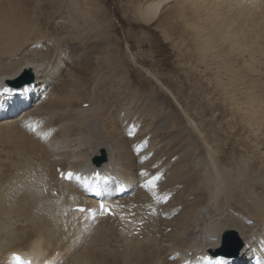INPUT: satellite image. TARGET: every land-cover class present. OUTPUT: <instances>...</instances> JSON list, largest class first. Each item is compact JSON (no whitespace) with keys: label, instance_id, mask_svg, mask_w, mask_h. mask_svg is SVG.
<instances>
[{"label":"bare ground","instance_id":"bare-ground-1","mask_svg":"<svg viewBox=\"0 0 264 264\" xmlns=\"http://www.w3.org/2000/svg\"><path fill=\"white\" fill-rule=\"evenodd\" d=\"M39 1L40 2H36V0H14L11 2H16L15 8L12 10L14 17L0 18V82L16 76L23 68H30L34 73V79L30 84L22 86L21 91L26 95H33V93H35L33 97L36 98V96H38L39 100V103H36L38 100L35 103L31 100L30 107L19 114L18 118L11 117L6 121L0 122V130L6 132V137L9 139L8 141L11 146L20 148L23 152L28 151L33 154V157L24 158L21 169L17 168L18 165L16 167L19 169L17 172V169H13L16 174H13L12 178L11 176L7 178L8 175L6 172L3 173L2 171L0 174V264H21V262H23V264H108L109 261L107 263V259H105L106 256H103V252L97 250L94 237L102 233H107L108 235L111 229L109 227L105 228L104 226L97 225V221L100 219V221L113 222L116 227L119 221L115 223L113 221L115 219L114 216L122 219L125 214H130L132 209H142L143 206L147 205H149L150 208L143 212V219L147 222L141 226L135 227L134 230L137 234L131 235L128 241L130 245L141 247L140 254H153L156 257L154 259H156L155 262L157 264H207V261L215 260L210 257L208 250L213 249L220 241V234L229 229L237 233L238 237L243 241L244 246L241 249L237 262L231 263L227 259H218L216 260L217 264H261L262 261L260 262V260H264V238H257L254 237V235L264 229V196L261 198V201L257 199L256 201H250L251 204L247 205L244 195L250 194V189H247L246 182L239 183L238 179L236 181L233 180L229 186V193L226 191V194L228 193V199L233 198L236 200V203H239L236 204L235 207L241 214V218L245 224L241 221V218H238V222L233 218H229L230 213L227 208L221 209V211L218 210V207L215 209L212 208L211 210L213 212H210L211 216H209V223H213V225L206 228V234L203 235V238L201 237V224L204 223L207 213L201 215L202 223L200 224L197 222L194 223L195 212L201 205L205 203L208 205L210 199L223 202L226 200V197L221 198V196L219 197L217 194L214 196L208 194L207 191H205V194L200 191L193 195L192 198L189 199L191 202H189V200L185 199L187 193L183 188L181 190L175 189V194H173V184H184V175L189 171H184L179 165L173 167V169H168L167 167L164 171L160 172L158 174L160 180H157L155 184L154 182H149V190H145L144 184H139V182L131 185L132 181L130 179H128L126 183L125 180L117 179L115 185L116 190L112 193H105L107 187H112L113 179L111 178L113 177L111 174L114 170L119 171L124 167L123 174L126 177L130 176L135 179L138 178V181H146L143 177L153 174L161 166L156 167L152 164L149 165V163L145 162L142 155L139 154L140 148L142 147L136 145L138 143V138L135 135V131L139 127L134 126V123L137 122L133 121V125L130 127L131 130L125 127V130L121 133L118 128L120 122H123V120H119L121 110L117 115H112L113 111L111 113L109 110L110 106L114 104V101L108 99L101 101V98L98 97V101L100 102L96 103L97 101H94L92 98L86 99L88 94L85 87L87 85V80L84 79H86V77L89 78L94 72V69H91L93 66L90 60L76 64L75 60L77 56L75 50L69 49L66 58L64 60L62 58L63 61H61L59 53H56V49L53 48L55 46L51 47L52 45H47L48 42L44 45L42 41L38 40L33 43L35 46L29 49V40L35 37H33V35L38 32L36 30L37 28L47 29V33L55 31L56 29L51 22L44 23V21L39 20L38 14L43 15L44 10L49 9L47 6L50 3L49 0ZM93 1H78L81 7L85 6L86 8L85 13L88 20L84 22L90 27L94 23H97L96 18L99 20L102 16V10L94 9ZM168 1L170 0H143L141 3H138L134 9V17L142 24H152L157 21V27L159 29L164 26L167 30L164 34L166 39L170 38L172 29H178L179 33L187 32L192 36V39L195 40L196 46L200 52L209 53L213 51L212 35L217 36L218 33L220 34V32H223L224 37L221 42L227 41V43H224L229 45L227 46L229 49H233L240 53L239 51L242 50L243 52L245 44H247L246 47L249 46V52H251L250 49L254 52H259L264 58V0H243L236 5L231 3L228 4V0H174V19L171 18L169 21L168 19L172 16V12H169V16H165V18H162V16L159 18L163 5ZM230 1L234 0H229V2ZM224 3L232 10L233 15L218 19L216 13ZM20 5H26L29 8V13H25L27 15H22L23 13L17 11ZM174 11L176 12L174 13ZM30 12L33 13V15H30ZM201 15L205 16L204 22L202 21V23L206 24L205 28H211V33L203 34L201 33L203 29L194 25V21L201 19ZM238 17L242 18L244 23H247L246 28L248 27V36L247 32L240 35L238 34L240 32L235 33L231 29V31L226 34V27H232L230 25L233 23V19ZM223 26H225V28H223ZM34 30H36V32L33 33ZM190 35L188 36L190 37ZM254 35L257 36L259 40L245 42V36L249 38ZM180 38L179 40H181ZM58 39L61 38L55 35V42ZM218 40L219 38L217 41ZM78 46L81 45L78 44ZM27 51H31V53H27ZM84 51H86V49ZM183 54L181 55L184 56ZM202 58L203 57H201V60ZM228 59L230 60L229 57ZM58 60H60V63ZM238 60L237 58V61ZM44 61L50 63V69L55 68L56 71L54 72L49 69V71L46 72V68L41 69V67H45V63L43 64ZM243 68H241V71L246 76L248 71H245L247 69ZM231 70L233 69L231 68ZM55 74L59 77H55L57 79L56 82L51 81ZM249 75H252V73ZM234 83L237 84V82ZM44 85L47 89L49 88L52 91V96L46 100L44 99L45 97L40 99L44 93ZM245 88L250 87L246 85ZM239 92L241 93V91ZM252 92L253 91L242 92V94H244V105L249 107V109L246 110L243 108L245 110L243 116H246L245 119H247L246 121L249 125L257 124L264 120V117L262 118L263 120L258 117V115L264 114V106L259 104L263 95H258L259 91L256 92L257 94ZM85 102H89V106L91 105L90 103H92L94 108L98 105L100 109L95 111L90 109L89 111L92 112L88 113L89 116L87 114L88 117L83 116L80 120V115L76 112H87L82 108V104ZM262 103H264V101H262ZM29 112H34L40 116L41 119L39 117L28 116ZM86 117L87 119L91 117V120H87ZM113 117L116 118V121ZM98 119L107 123V133L103 134L99 139L83 141L81 139V132L85 124L92 122L96 125ZM127 119L128 121L126 123L128 124L132 118L129 117ZM210 121L211 120L206 122L211 123ZM33 126H36L34 131L32 130ZM206 131L203 129V140L208 143V138H204V136L207 135ZM38 132L41 134V138L36 135ZM130 132H133V136L129 137L132 138L133 141L125 137L127 133V137L131 135ZM55 135L66 138L65 145H62L63 147L65 146L66 150L60 151L55 149ZM2 140L4 139H1V141ZM249 148L252 149V147ZM15 150H13V156L16 152ZM103 154L105 155V160L101 164L96 165L92 159L95 156ZM185 155L187 154L185 153ZM19 158L22 159L21 157ZM16 159H18V156ZM14 166H16V164ZM57 166L62 167L63 171L67 169L72 170V173H74V180L78 183H81L80 177H77L78 173H85V176H87V183L84 188L89 193L100 194L105 204L112 210L113 216L106 215L91 221L85 213L75 211L73 209L74 205L84 204L88 207L92 205L93 200L89 198L91 197L90 195H88L89 197H84V191L74 182L59 177L56 172ZM192 169L196 170V167ZM258 170L259 168H257V171ZM11 174L9 173V175ZM198 177L199 174L195 173L191 179L190 185L195 183L196 180L199 179ZM250 180H252L250 185L253 184L256 187L255 183H253L254 179L251 178ZM231 184L242 188L233 189ZM162 193H170L174 196L171 200L166 199L164 202L158 203ZM206 195H209L208 199H206ZM152 196H155L154 203H152ZM196 198L199 200V203L193 204L192 201ZM129 199L132 200L133 205L131 207L126 203ZM48 200L51 201V203ZM52 205H54L56 209ZM167 206H179L180 208L173 214H167L163 219L160 215L161 213H165L164 209ZM160 208L161 213L159 212ZM155 211H157L159 216L155 217ZM218 211H220V213ZM7 213L11 215L8 214L9 217H3ZM245 214L248 219L253 221L252 224L246 223L247 220L243 218ZM254 216L258 218L255 219ZM10 217H16L17 220L22 218L26 220V223L16 226L13 225L14 227H11L9 223ZM163 226H165L167 230H163ZM115 229L116 228H114V230ZM88 236L93 242L85 240ZM11 237L15 239V242H13ZM147 248L150 249L149 253L146 250ZM176 250L177 252L174 254L173 252ZM13 252H16L18 256H20L19 263L14 262ZM181 252L190 253L191 256L182 258ZM67 257V261L62 260H65ZM124 258L125 256L122 257V259ZM154 259H151V264L154 263ZM28 260H30V263Z\"/></svg>","mask_w":264,"mask_h":264},{"label":"rangeland","instance_id":"rangeland-1","mask_svg":"<svg viewBox=\"0 0 264 264\" xmlns=\"http://www.w3.org/2000/svg\"><path fill=\"white\" fill-rule=\"evenodd\" d=\"M12 1L0 0V18L14 17L12 10L15 8L16 2L11 3ZM49 1L50 6H47L49 9L44 10L43 15L38 14V17L44 23L51 22L56 29L54 28L55 31H50V33H47L48 31L45 28H37L38 32L34 30L33 33L36 32L37 35L34 33L33 37H35L29 40V49L33 48L35 46L33 43L38 40L42 41L44 45L48 42L47 45H52L51 47L55 46L53 48L56 49V53H59L61 61L66 58L69 49L75 50L77 56L75 60L76 64L86 60L91 61L93 66L91 69H94V72L89 78L86 77L84 79L87 80L85 87L88 94L86 99L92 98L94 101H97L96 103L100 102L98 101V97L101 98V101L107 99L114 101L109 110L111 113L113 111L112 115L119 114L118 112L121 110L119 120H123V122H120V126H118L121 133H123L125 127L131 130L130 127L133 125V121L138 123H134V126L139 127L135 131V135L138 138L136 145L142 147L139 154L142 155L146 163L151 165L155 160L156 164L154 166L156 167L167 163L168 169H173V167L179 165L184 171L189 170L184 175V184H180L179 181V185L173 184V194H175V189L181 190L183 188L187 193L185 195V199L187 200L200 191L204 194L207 191L208 194L214 196L217 194L221 198L226 197V200L223 202L210 199L208 205L207 203L201 205L197 210L198 212H195L194 223L200 224L202 223L201 215L207 213L204 223L201 224L202 238L206 234V228L213 225V223H209L210 212H213L212 208L218 207L220 211L227 208L230 213L229 218H233L237 222L241 218V214L235 207L239 203H236V200L233 198H227L229 186L233 180L236 181L238 179L239 183H247H245L247 189H250V194L244 195L247 205L257 199L261 201V198L264 196V114L258 115L261 119L263 118V121L249 125L246 121L247 119H245L246 116H243V113L249 107L244 105V94H242L244 91H253L252 93L259 91L258 95H263L259 104L264 106V103H262L264 101V74H262L264 73V58L259 52H254L251 49V52H249V46L246 47L247 44H245L243 52L242 50L239 51L242 54L229 49L227 47L229 45L224 43H227V41L221 42L224 37L223 32L218 33L217 36L212 35L213 51L209 53L200 52L192 36L187 32L179 33L176 28L171 30L170 38L166 39L164 34L167 30L164 26L159 29L157 21L152 24H142L134 17V9L143 0H92L94 9L102 10V16L101 18L98 17L99 20L96 18L97 23L93 21L94 24L91 27L84 22L88 20L85 13L86 8L78 4L79 0ZM242 1L234 0L229 2L228 0L227 3L236 5ZM36 2L40 1L36 0ZM173 6L174 0L166 2L160 11L159 18L161 16L165 18V16H169V12H172V16L168 21L171 20L174 17ZM227 8L226 3L221 5L219 13H216L218 19L233 15L232 10ZM222 9L225 14L222 12ZM17 11L23 13L22 15H27L25 13H29V8L26 5H20ZM31 14L33 15L30 12ZM203 16L201 15V19L197 20L198 22L194 21V25L202 28L203 32L201 33L203 34L211 33V28H205L206 24L202 23L205 19V16ZM233 20V23L230 25L232 27H226V34L233 30L235 33L240 32L238 33L240 35L247 32L248 36L247 23H244L240 17ZM55 35L61 39L55 42ZM247 36L244 37L246 39L245 42L259 40L255 35L249 37L251 39ZM218 38L219 40L217 41ZM217 42L218 44L221 43L218 45ZM78 44L81 46H78ZM85 49L86 51H84ZM27 53H31V51H27ZM201 57L205 59L202 58L201 60ZM228 57L230 60L232 58V60L230 61ZM237 58L239 59L238 61ZM60 60H58L59 63ZM43 64L45 67H41V69L46 68V72H48L51 68L50 63L44 61ZM230 66L233 70H231ZM241 68L247 69L245 70L248 71L246 76L241 71ZM50 70L56 71L55 68ZM248 73H252V75ZM55 77L59 78L55 74L51 81L56 82L57 79ZM234 82H237V84ZM246 85H249L250 88H245ZM45 95L43 96L42 94L40 99L45 97L44 99L46 100L52 96V91L47 90ZM36 103H39V100ZM88 103L82 104V108L87 112H76L80 115V120L83 116H87L89 112H92L89 111L90 109L93 111L100 109V106L97 105L94 108L92 103H90V106ZM32 113L29 112L28 115L38 116L34 112ZM129 117L132 120L127 124V118ZM113 118L116 121V118ZM87 120H91V117ZM99 120H97L98 123L96 125L92 122L85 124L81 132V139L83 141L99 139V137L101 138L103 134L107 133V123ZM209 120H211V123L206 122ZM3 121L6 120H0V122ZM203 129L207 130V135L204 138H208V143L203 140ZM5 133L4 130H0V174L3 171V173L6 172L8 175H6L7 178H10V176L12 178L13 174H16L14 171L17 168H22L24 158L33 157V154L28 151L23 152L20 148L11 146ZM130 133L131 135L127 137V133L125 137L133 141L132 138H129L133 136V132ZM55 137V149L60 151L66 150L65 146H62L65 145L66 138L58 135H55ZM1 139L4 140L1 141ZM249 147H252V149ZM149 149L150 151H147ZM13 150L16 151L14 156ZM17 156L18 159H16ZM172 158L173 160L171 161ZM15 164L16 166H14ZM193 167H196V170L192 169ZM257 168H259L258 171ZM13 169L15 170L13 171ZM123 170L124 167L116 173L120 176ZM9 173L12 174L9 175ZM195 173L199 174V179L190 185ZM251 178L254 179L253 183H255L256 187L253 184L250 185L252 182ZM155 183H157V180L154 181ZM231 187L233 189L242 188L234 184H231ZM226 191L228 192L227 194ZM206 196V199H208L209 195ZM194 200L192 201L193 204L199 203L197 198ZM130 201L128 200L127 203H130ZM49 202L51 203V201ZM189 202L191 201L189 200ZM52 206L55 208L54 205ZM220 211L218 212L220 213ZM8 214L10 213L5 214L3 217H9ZM10 218L9 223L11 227L26 223V220L22 218L18 220L16 217ZM243 218L247 220V224L253 223L251 219L246 217V214ZM254 218L257 219L258 217L254 216ZM241 221L244 223L242 218ZM125 222H127V218H124L123 227H125ZM97 225L111 229L108 235L107 233H102L94 237L97 250L103 252L107 263L109 261L108 264H151V259L156 258L153 254H140L141 247L130 245L128 240L131 235L127 236L128 231H125L126 229H124L125 234H123V231L119 229V223L115 227L113 222L101 220L98 221ZM114 228L116 229L114 230ZM162 229L167 230L165 226ZM136 234H132V236ZM256 234L264 235V229ZM11 239L15 242L14 238L11 237ZM85 240L93 242L89 236ZM146 250L148 253L150 252L149 248ZM176 252L177 250L173 253L176 254ZM181 254L182 258H188V253L181 252ZM123 256H125L124 259H122ZM68 257L64 261H67ZM155 261L156 259H154L153 264H157Z\"/></svg>","mask_w":264,"mask_h":264},{"label":"water","instance_id":"water-1","mask_svg":"<svg viewBox=\"0 0 264 264\" xmlns=\"http://www.w3.org/2000/svg\"><path fill=\"white\" fill-rule=\"evenodd\" d=\"M33 75L30 71H25L18 79L17 84L28 83L32 81ZM99 160V159H97ZM240 239L235 231H226L223 237L222 246L216 250V254H223L226 256H235L238 253L240 246Z\"/></svg>","mask_w":264,"mask_h":264},{"label":"snow or ice","instance_id":"snow-or-ice-1","mask_svg":"<svg viewBox=\"0 0 264 264\" xmlns=\"http://www.w3.org/2000/svg\"><path fill=\"white\" fill-rule=\"evenodd\" d=\"M4 92L5 93H9V92H11V89L5 88ZM72 175L73 174L71 172L67 173L66 175L64 173H61V176L64 177V178H67V179H71ZM101 208H106V206L104 204H101ZM81 211H83V209H81ZM15 259L17 261H20V257L19 256H15ZM21 264H23V262H21Z\"/></svg>","mask_w":264,"mask_h":264}]
</instances>
